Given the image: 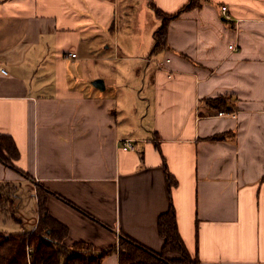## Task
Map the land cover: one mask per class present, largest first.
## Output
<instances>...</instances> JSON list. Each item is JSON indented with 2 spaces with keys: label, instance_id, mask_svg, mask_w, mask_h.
Listing matches in <instances>:
<instances>
[{
  "label": "crops",
  "instance_id": "obj_1",
  "mask_svg": "<svg viewBox=\"0 0 264 264\" xmlns=\"http://www.w3.org/2000/svg\"><path fill=\"white\" fill-rule=\"evenodd\" d=\"M189 1L0 0V134L27 173L1 162L0 185L30 189L27 230L41 185L66 243L111 247L102 264H120V233L162 250L158 219L172 202L200 264H264V0H195L153 52L154 7ZM97 55L140 63L94 76ZM219 95L235 116L209 104Z\"/></svg>",
  "mask_w": 264,
  "mask_h": 264
},
{
  "label": "trees",
  "instance_id": "obj_2",
  "mask_svg": "<svg viewBox=\"0 0 264 264\" xmlns=\"http://www.w3.org/2000/svg\"><path fill=\"white\" fill-rule=\"evenodd\" d=\"M198 5L190 0L179 11L167 13L154 7L161 25L155 31L153 52L167 47L169 22L183 10ZM230 96L219 95L209 99V104L216 110H231ZM19 156V150L14 139L7 134H0V163H4L19 171L14 160ZM23 172V171H21ZM24 173V172H23ZM27 174V173H24ZM170 188L176 184L172 175H168ZM0 185V215L7 212V203L14 200L13 191ZM47 189L38 185L37 196L40 216L32 230L5 231L0 230V264H102L103 257L112 248L96 250L87 241L66 243L69 229L66 224L49 214L46 206ZM158 227L164 239L160 252H156L137 242L129 236L119 234L120 264H200L197 254H192L186 247L178 228L174 204L161 213Z\"/></svg>",
  "mask_w": 264,
  "mask_h": 264
},
{
  "label": "rangeland",
  "instance_id": "obj_3",
  "mask_svg": "<svg viewBox=\"0 0 264 264\" xmlns=\"http://www.w3.org/2000/svg\"><path fill=\"white\" fill-rule=\"evenodd\" d=\"M149 21V19H148ZM151 22V21H150ZM126 24L127 21L122 22V24ZM133 27V26H132ZM145 37V35H143ZM146 41L144 42V44ZM99 62L92 63L90 62L92 72L94 76H97L98 74H107L109 76L111 73H114V71L119 73H125L132 71L133 67L140 63V61L136 60H115V62H108L107 64L102 63V56L97 55ZM104 67V68H103ZM144 70V67L142 68ZM123 80L126 82V86H130V84L136 80L128 75H124ZM132 86V85H131ZM138 104L140 101L137 99L135 100ZM9 191H11L8 188ZM16 195H13L14 198L13 203H7V212H5L4 219H9L7 224L5 225L4 222L0 221V230H9V231H17V230H27L29 224L25 223L22 217V214H24V217L29 218L31 220V216L36 213V201L34 196L31 194L30 189H26L24 185L19 186V192L16 193ZM7 228V229H6Z\"/></svg>",
  "mask_w": 264,
  "mask_h": 264
},
{
  "label": "built area",
  "instance_id": "obj_4",
  "mask_svg": "<svg viewBox=\"0 0 264 264\" xmlns=\"http://www.w3.org/2000/svg\"><path fill=\"white\" fill-rule=\"evenodd\" d=\"M227 10H228V7H227L226 5H223V6H222V11L226 12ZM226 17H229V15L226 14ZM231 48H233V49H238V46H237V45H235V46H234V45H231ZM71 56H76V53H72ZM0 70H1L2 72H4V73H8L7 69H6L5 67H3V66H0ZM219 114H220V115L232 114L233 116H235V113H233V112H229V113H228V112H226V111H220ZM123 147H124L125 149L133 148V147H134V144H133V142H132L131 139H126V140L123 141Z\"/></svg>",
  "mask_w": 264,
  "mask_h": 264
},
{
  "label": "water",
  "instance_id": "obj_5",
  "mask_svg": "<svg viewBox=\"0 0 264 264\" xmlns=\"http://www.w3.org/2000/svg\"><path fill=\"white\" fill-rule=\"evenodd\" d=\"M94 85H96L97 87L104 88V81L102 79H98L94 82Z\"/></svg>",
  "mask_w": 264,
  "mask_h": 264
}]
</instances>
